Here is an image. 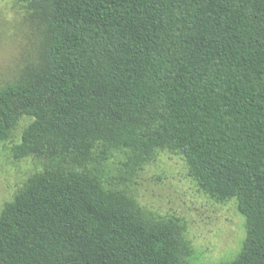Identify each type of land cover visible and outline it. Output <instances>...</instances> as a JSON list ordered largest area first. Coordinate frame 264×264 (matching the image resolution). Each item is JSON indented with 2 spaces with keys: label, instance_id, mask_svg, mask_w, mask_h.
<instances>
[{
  "label": "trees",
  "instance_id": "1",
  "mask_svg": "<svg viewBox=\"0 0 264 264\" xmlns=\"http://www.w3.org/2000/svg\"><path fill=\"white\" fill-rule=\"evenodd\" d=\"M38 56L0 86V141L36 170L0 213V264H191L187 228L137 201L162 152L237 203L264 264V0H18ZM120 165L114 175V166Z\"/></svg>",
  "mask_w": 264,
  "mask_h": 264
},
{
  "label": "rangeland",
  "instance_id": "2",
  "mask_svg": "<svg viewBox=\"0 0 264 264\" xmlns=\"http://www.w3.org/2000/svg\"><path fill=\"white\" fill-rule=\"evenodd\" d=\"M40 41L39 30L25 7L18 0H0V86L37 58ZM29 122L24 119L10 140L0 141V213L36 170L33 158L17 160L12 154ZM114 167V175H118L120 165ZM131 188L139 204L155 217L182 220L194 248L191 264H225L242 251L246 219L237 203L219 204L202 193L182 158L160 153L133 175Z\"/></svg>",
  "mask_w": 264,
  "mask_h": 264
}]
</instances>
